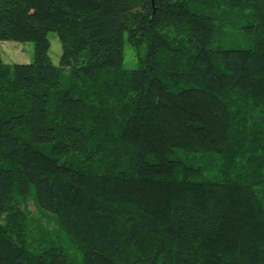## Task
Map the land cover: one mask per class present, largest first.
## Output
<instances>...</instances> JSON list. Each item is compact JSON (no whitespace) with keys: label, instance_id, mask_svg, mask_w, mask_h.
I'll return each mask as SVG.
<instances>
[{"label":"trees","instance_id":"obj_1","mask_svg":"<svg viewBox=\"0 0 264 264\" xmlns=\"http://www.w3.org/2000/svg\"><path fill=\"white\" fill-rule=\"evenodd\" d=\"M0 42V264H264V0H0Z\"/></svg>","mask_w":264,"mask_h":264},{"label":"rangeland","instance_id":"obj_2","mask_svg":"<svg viewBox=\"0 0 264 264\" xmlns=\"http://www.w3.org/2000/svg\"><path fill=\"white\" fill-rule=\"evenodd\" d=\"M51 42L50 56L55 66H59V60L62 55V46L57 34L52 33L49 36ZM35 46L33 43H15L0 42V54L6 64H27L31 63L34 58ZM127 70H135L138 68V61L133 48L128 42L125 44V63ZM26 207V211H25ZM21 212L28 215L33 221L34 238L41 239L48 236L53 241L64 239L61 237L60 228L56 219L42 212L35 202L33 196L28 198L26 204L23 205ZM2 224V222H0ZM67 243H64L66 245Z\"/></svg>","mask_w":264,"mask_h":264}]
</instances>
